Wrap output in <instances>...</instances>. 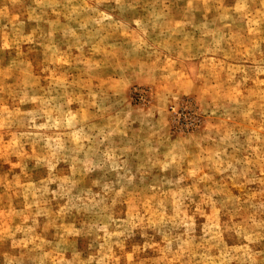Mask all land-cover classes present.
<instances>
[{"label": "rangeland", "instance_id": "1", "mask_svg": "<svg viewBox=\"0 0 264 264\" xmlns=\"http://www.w3.org/2000/svg\"><path fill=\"white\" fill-rule=\"evenodd\" d=\"M0 264H264V0H0Z\"/></svg>", "mask_w": 264, "mask_h": 264}]
</instances>
